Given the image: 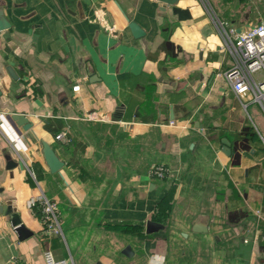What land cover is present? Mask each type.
I'll list each match as a JSON object with an SVG mask.
<instances>
[{
  "label": "crops",
  "instance_id": "1",
  "mask_svg": "<svg viewBox=\"0 0 264 264\" xmlns=\"http://www.w3.org/2000/svg\"><path fill=\"white\" fill-rule=\"evenodd\" d=\"M259 22L264 0H0V112L31 122L20 150L0 130V264H264V106L224 76Z\"/></svg>",
  "mask_w": 264,
  "mask_h": 264
},
{
  "label": "built area",
  "instance_id": "2",
  "mask_svg": "<svg viewBox=\"0 0 264 264\" xmlns=\"http://www.w3.org/2000/svg\"><path fill=\"white\" fill-rule=\"evenodd\" d=\"M227 45L235 58L234 64L224 72L227 81L238 96L251 92L252 99L264 106V22L250 25L235 37L227 35ZM259 74L261 77L258 76ZM89 117L96 118L95 115ZM171 124H175V122L171 121ZM0 130L8 137L13 147L17 150L24 148L21 136L9 122L7 116L1 112ZM56 137L63 139L65 136L58 134ZM261 140L264 145V135H261ZM148 174L153 178L165 180L172 175V170L163 163H157L149 169ZM30 204L41 213L44 233L63 234L61 213L56 201L51 200L39 188L38 194L32 196ZM43 257L45 264H73L69 258H58L51 248L44 249ZM14 264L20 263L14 261Z\"/></svg>",
  "mask_w": 264,
  "mask_h": 264
},
{
  "label": "water",
  "instance_id": "3",
  "mask_svg": "<svg viewBox=\"0 0 264 264\" xmlns=\"http://www.w3.org/2000/svg\"><path fill=\"white\" fill-rule=\"evenodd\" d=\"M159 1L164 6L169 4H175L177 2V0H159ZM129 27L133 32L134 36L136 37L144 34V30L134 21H131L129 23ZM7 119L15 128H17L18 125H24V128L31 127V122L29 121V119L24 114L21 113L8 114ZM44 155L52 171H57L63 165V162L57 157L54 150L48 144H45ZM14 225L16 226V229L20 233V235H26V233L28 232L25 226L22 225L21 222H19L18 220H15ZM161 227L162 224L152 220L148 221L147 223L148 232H152L157 228H161ZM195 229L200 230L203 228L197 227ZM124 251L125 253L130 254V246H127Z\"/></svg>",
  "mask_w": 264,
  "mask_h": 264
},
{
  "label": "rangeland",
  "instance_id": "4",
  "mask_svg": "<svg viewBox=\"0 0 264 264\" xmlns=\"http://www.w3.org/2000/svg\"><path fill=\"white\" fill-rule=\"evenodd\" d=\"M172 215H173V213H172ZM165 217V221L171 226L172 225V227L173 226H175V223H174V218L172 219L171 218V220H170V218H167V216H164ZM61 221H62V219H61ZM174 229H176V228H174ZM171 231H172V229H171ZM173 232V231H172ZM172 237H174L172 234H170Z\"/></svg>",
  "mask_w": 264,
  "mask_h": 264
}]
</instances>
